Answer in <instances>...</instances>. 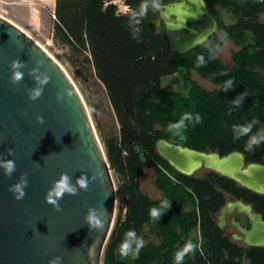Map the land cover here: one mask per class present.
<instances>
[{"label":"trees","instance_id":"16d2710c","mask_svg":"<svg viewBox=\"0 0 264 264\" xmlns=\"http://www.w3.org/2000/svg\"><path fill=\"white\" fill-rule=\"evenodd\" d=\"M205 1L218 22L217 29L201 45L179 54L168 51L166 41L149 26L157 10L150 8L143 18H133L142 0H54V44L63 50L64 61L77 79L92 76L103 87L114 118L113 127L104 129L99 105L85 92L117 179L119 210L102 264H174L175 253L190 239L197 248L185 257L184 264H264V247L234 241L213 219L229 196L252 204L264 217V195L212 171L202 176L182 174L155 147L162 138L220 156L239 151L246 163L264 164V143L246 151L248 137L234 139L233 131V125L256 120L251 133L256 134L264 125V0ZM222 12L230 17L229 23H222ZM224 33L238 46L230 66L218 58ZM201 54L207 63L197 67ZM180 69L186 71L188 93L163 89L161 78ZM191 70L214 87L206 89L190 80ZM229 79L235 88L225 92ZM238 94L246 95L237 107L234 100ZM184 113L199 114L201 122H188L182 139L167 127ZM143 168L154 170L159 197L140 189ZM164 199L171 207L160 220L153 221L149 210ZM130 229L138 237H154L144 244L138 259L118 254ZM193 230L196 236L189 239Z\"/></svg>","mask_w":264,"mask_h":264},{"label":"water","instance_id":"95a60500","mask_svg":"<svg viewBox=\"0 0 264 264\" xmlns=\"http://www.w3.org/2000/svg\"><path fill=\"white\" fill-rule=\"evenodd\" d=\"M160 4L149 26L166 41L170 52L186 53L217 29L218 22L205 0H160ZM13 60L24 64L19 69L24 78L17 84L10 79ZM45 76L48 83L41 84ZM36 88L42 89V95L29 99ZM37 116L43 117V123ZM155 147L182 174L193 175L204 168L264 195V164L246 163L242 152L220 156L162 138ZM8 160L15 162L16 170L9 177L0 167V264H49L56 256L62 257L60 264H102L118 194L90 111L61 65L0 16V161ZM61 173L71 177L77 194L66 193L59 200L58 211L46 202V196ZM82 173L89 178L88 191L76 184ZM22 175L27 179L26 195L17 200L9 187L20 182ZM101 205L107 210L101 217L103 229H90L85 217L89 209H95L99 217ZM235 210L247 217L249 227L232 220L238 232L229 234L230 238L264 247V219L241 200L226 202L220 213L213 215L217 226L223 230Z\"/></svg>","mask_w":264,"mask_h":264},{"label":"rangeland","instance_id":"374dc122","mask_svg":"<svg viewBox=\"0 0 264 264\" xmlns=\"http://www.w3.org/2000/svg\"><path fill=\"white\" fill-rule=\"evenodd\" d=\"M54 7V0H0V15L26 32L27 35H29L61 65L82 95L89 111L90 108L85 97V92L92 96L94 103L99 105V118L103 128L111 129L113 127L114 118L103 87L97 81H95L92 76H88L85 80L77 79L73 75L70 66L64 61L63 50L56 46L52 40ZM221 16L222 23L230 22V17L226 13L222 12ZM237 49L238 46L234 43V41L227 39V42H223L218 52V58L223 61L226 66H230L233 63V52ZM184 72H186L184 69H180L179 72L173 75L162 77L160 81L161 87L165 90L177 91L182 94H187L190 88V83ZM188 75L190 80L195 81L203 88L211 89L214 87L212 82L203 78L194 70L189 71ZM259 133H264V125L260 127ZM206 172H208L206 169L200 168L194 174L196 176H202ZM111 173L117 187V179L112 170ZM139 180L140 189L144 193L153 198L160 196V193L156 189V185L154 183L155 172L152 168H143L141 170ZM118 210L119 202L117 197L115 217L118 213ZM147 231L148 228L146 227L144 230L145 235L147 234ZM194 236H196V231L193 230L189 234V239ZM153 239L154 237L151 235H149L148 239L143 238L145 244L148 240ZM189 241H191V239Z\"/></svg>","mask_w":264,"mask_h":264},{"label":"clouds","instance_id":"9594fccd","mask_svg":"<svg viewBox=\"0 0 264 264\" xmlns=\"http://www.w3.org/2000/svg\"><path fill=\"white\" fill-rule=\"evenodd\" d=\"M161 7L160 0H142V3L138 7V12H133L132 16L135 18L137 15L141 18L147 15L149 9L158 10ZM126 14L129 13V9H125ZM135 38V36H134ZM220 39L227 42V34H221ZM220 47V46H219ZM215 56L210 57L209 59H213ZM207 63L204 59V56L201 54L197 57V67L203 66ZM24 67V64L19 60L11 61L10 68L12 69L11 75V82L13 84H17L21 82L24 78V73L19 71L20 68ZM226 74V73H225ZM49 78L45 76L39 82L41 84L48 83ZM234 82L232 79L226 81L223 90L225 92L234 89ZM42 95V89L36 88L30 91L29 99L36 100ZM246 95V94H245ZM245 95L238 94L234 103L238 107ZM61 97L58 94L57 99L59 100ZM37 121L43 123V117L37 116ZM188 122H192L193 125L201 122V116L196 114L193 117L191 113H184L178 121L172 122L168 125L167 130L168 132L172 133L173 135L180 136L182 139L185 137L182 135L183 131L187 128ZM256 120L249 122L246 125H233L234 131V139H240L244 136H247L248 139L245 143V150L246 151H254L256 147H259L261 143H264V133H252V128L256 123ZM9 155H12V150L9 149ZM0 167H3L4 174L6 176L11 177L13 172L16 170V164L12 160L8 161H0ZM97 174L95 173L92 179H96ZM76 184L79 185V188L83 191H88L89 189V178L81 174L80 177L77 178ZM27 187V179L22 175L20 182L11 185L9 187V191L14 194L15 199L21 200L26 195L24 189ZM69 195H76L77 189L71 183V177L67 173H61L60 178L54 182L53 188L49 190L46 196V202L53 205L58 211L60 210L59 200L64 197L65 194ZM171 207V202L167 199L161 201L158 207H152L149 210V215L153 221H157L161 219L163 213H165ZM107 214V210L101 205V212L100 216L98 217L95 209H89L88 215L85 217L87 224L89 225L90 229L93 230H102L104 225V220L101 217H104ZM145 241L143 238L138 237L135 230H128L125 233L124 239L120 243L118 247V254L121 257L128 258L131 257L132 259H138L141 249L144 247ZM197 245L191 241H188L184 244V246L179 249L174 256V264H184V259L189 254H193L196 251ZM62 261V257L56 256L53 259L49 260V264H60Z\"/></svg>","mask_w":264,"mask_h":264},{"label":"flooded vegetation","instance_id":"af4514ba","mask_svg":"<svg viewBox=\"0 0 264 264\" xmlns=\"http://www.w3.org/2000/svg\"><path fill=\"white\" fill-rule=\"evenodd\" d=\"M157 14H158V11L156 12V14H155V16L154 17H157ZM204 169V168H203ZM206 171H208L207 169H206ZM235 200H240V199H234L232 196H229L228 198H227V200H226V202H228V201H235ZM242 201V200H241ZM226 202L222 205V206H224L225 204H226ZM244 202V201H243ZM244 203H246V202H244ZM247 204H249V205H251V207H252V210L255 212V213H257V214H260L261 216H262V214L261 213H259L258 211H256L255 209H254V206L252 205V204H250V203H247ZM222 206H221V208H222ZM221 208H220V210H221ZM220 210L216 213V214H219L220 213ZM262 218L264 219V217L262 216ZM214 219V218H213ZM232 220L234 221V222H237V223H239V225L241 226V227H249V223H248V220H247V217L244 215V214H242V213H237L236 212V210L230 215V217L229 218H227L226 219V222L224 223V229H223V231L229 236V234H232V233H236V232H238V229L232 224ZM214 221L216 222V219H214ZM230 237V236H229ZM239 242H241V241H239ZM242 243V242H241Z\"/></svg>","mask_w":264,"mask_h":264},{"label":"bare ground","instance_id":"6f19581e","mask_svg":"<svg viewBox=\"0 0 264 264\" xmlns=\"http://www.w3.org/2000/svg\"><path fill=\"white\" fill-rule=\"evenodd\" d=\"M1 16V15H0ZM22 30V29H21ZM23 31V30H22ZM24 32V31H23ZM26 33V32H25ZM27 34V33H26ZM29 36V35H28ZM30 37V36H29ZM47 52V51H46ZM48 53V52H47ZM49 54V53H48ZM50 55V54H49Z\"/></svg>","mask_w":264,"mask_h":264},{"label":"built area","instance_id":"2783aa9c","mask_svg":"<svg viewBox=\"0 0 264 264\" xmlns=\"http://www.w3.org/2000/svg\"><path fill=\"white\" fill-rule=\"evenodd\" d=\"M124 8H126V7H124Z\"/></svg>","mask_w":264,"mask_h":264}]
</instances>
